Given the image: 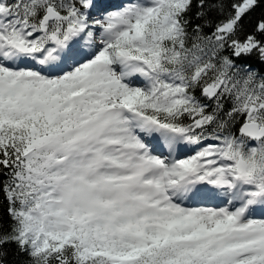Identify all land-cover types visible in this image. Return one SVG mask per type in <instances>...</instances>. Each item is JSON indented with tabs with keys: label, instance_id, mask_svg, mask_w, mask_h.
Masks as SVG:
<instances>
[{
	"label": "snow or ice",
	"instance_id": "1",
	"mask_svg": "<svg viewBox=\"0 0 264 264\" xmlns=\"http://www.w3.org/2000/svg\"><path fill=\"white\" fill-rule=\"evenodd\" d=\"M0 264H264V0H0Z\"/></svg>",
	"mask_w": 264,
	"mask_h": 264
}]
</instances>
